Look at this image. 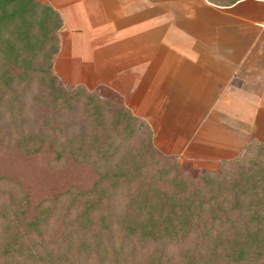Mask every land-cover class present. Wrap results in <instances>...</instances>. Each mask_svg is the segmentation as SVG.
Wrapping results in <instances>:
<instances>
[{"label": "trees", "instance_id": "obj_1", "mask_svg": "<svg viewBox=\"0 0 264 264\" xmlns=\"http://www.w3.org/2000/svg\"><path fill=\"white\" fill-rule=\"evenodd\" d=\"M62 24L0 0V264H264V143L191 178L126 105L59 82Z\"/></svg>", "mask_w": 264, "mask_h": 264}, {"label": "crops", "instance_id": "obj_2", "mask_svg": "<svg viewBox=\"0 0 264 264\" xmlns=\"http://www.w3.org/2000/svg\"><path fill=\"white\" fill-rule=\"evenodd\" d=\"M40 1L62 17L58 36L70 40L64 49L60 43V53L66 48L65 59L78 61L65 65V82L77 79L125 104L149 122L160 148L171 136L181 144L162 151L222 160L249 141L264 143V0ZM87 33L103 42L109 69L96 50L86 61L80 57Z\"/></svg>", "mask_w": 264, "mask_h": 264}, {"label": "rangeland", "instance_id": "obj_3", "mask_svg": "<svg viewBox=\"0 0 264 264\" xmlns=\"http://www.w3.org/2000/svg\"><path fill=\"white\" fill-rule=\"evenodd\" d=\"M72 1L73 0H70V2H72ZM86 35L89 36L88 33L84 34L82 36V41L85 44L82 43V44H84V46L82 45V48H81V54L82 55L80 57L83 58L84 61H86V60L89 59L88 57H90V55H93L94 51L96 50V55L95 56H96L98 62H103L104 65H106L107 69H109L108 63H109V61L111 59L110 56H109V53H108V51L103 52L104 51L103 49L102 50L99 49L103 42L99 40L96 43H94V41H92L89 37L87 38ZM68 37L69 36H67V38H65V36H59V42L61 43V47L63 46V49H64V45L66 47L69 44L70 38H68ZM65 51H66V54H65V52H62V53H60V51H59V53L57 52L58 53V55L56 56L57 59H56V62L54 64V66H53L54 72L59 77V82L64 84V85L68 84V83H66L68 80L65 79V65L66 66L69 65L68 67H70L71 69L74 66L76 67L78 65L77 64L78 63L77 58L72 59V60L65 59V55H67L66 48H65ZM92 59H93V57H92ZM92 59H90V60H92ZM102 67H104V66H102ZM89 70H91V69H89ZM71 79H73V78H71ZM72 81H74V82H71L72 84H81V85L85 86L84 82L77 83V81H78L77 79L76 80H72ZM96 91H97L98 95H100L99 91L98 90H96ZM106 99H110V100L116 101L115 99H112V98H106ZM134 115H136V114H134ZM136 116L138 117V115H136ZM147 123L149 124V122H147ZM152 131H153V144L156 147V149L162 155H164V156L170 158L171 160L175 161L176 163H178V165L181 167V169H183V171L188 176H190L191 178H197L198 175L202 171H204L206 169H217L218 168L219 162H220V159H219L220 155L219 154L216 155V153H213L211 156H209V154L207 156L205 154L202 155V154H197L195 152L180 151L179 148L178 149H174L175 151L174 150H171V151H168V152H165L164 150L162 151L161 150L162 148L163 149H166V148L167 149H173V147H175V146L176 147H180L181 144L174 143L173 142L174 138H173V136H171L168 139L166 138V142L165 143H166L167 146L164 145L163 147L161 146V148H160V146H157V144H159L160 142L158 140L157 144L155 143V138H154L155 132H154L153 129H152ZM247 142H248V139H246V143ZM173 144H177V145H173ZM178 155L182 157V159H183L182 162L180 161V159L177 161L176 157ZM228 159H230V158H228Z\"/></svg>", "mask_w": 264, "mask_h": 264}]
</instances>
